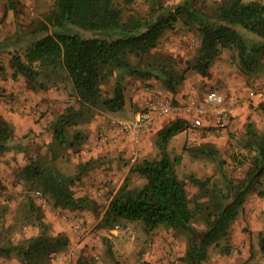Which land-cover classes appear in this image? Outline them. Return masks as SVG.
I'll use <instances>...</instances> for the list:
<instances>
[{"label":"trees","instance_id":"16d2710c","mask_svg":"<svg viewBox=\"0 0 264 264\" xmlns=\"http://www.w3.org/2000/svg\"><path fill=\"white\" fill-rule=\"evenodd\" d=\"M133 1L53 0L51 7L36 19L35 26L24 33L30 36V42L23 53L16 46L6 49L7 40L0 42V52L8 50V67L13 77L21 75L42 88L66 81L74 103L54 117L51 145L60 147L68 143L76 148L86 133L84 125L96 113L122 110L128 76L157 79L167 91L175 93L186 72L207 75L223 49L231 50V60L241 73L264 75V3L260 0H220L209 12L191 0L171 6L156 0L146 17L128 12ZM5 4L6 8H15L16 0H6ZM177 21L192 29L199 41L182 69L175 55L159 48L165 31ZM74 26L93 35L71 32ZM0 70L3 71L2 66ZM258 106L264 111V101ZM188 126L187 119L176 116L157 130L155 155L130 165L97 226L112 228L122 221H134L146 233L161 226L177 229L186 234L187 246L181 260L185 264H206L208 247L228 236L248 194L257 189L264 194L259 189L264 185V131H259L252 121L246 124L244 137L239 141L248 152L245 175L239 179L224 176L220 181L193 172L186 178L180 177L177 166L182 157L171 156L168 144ZM12 133L9 122L0 118V150ZM189 151L193 156L209 157L217 152L209 144L190 146ZM133 173L144 177L145 182L131 184L129 175ZM21 175L31 187H39L48 194L54 206L80 210L96 205L93 198L77 196L66 176L51 167L28 162L21 167ZM188 184L195 187L193 193ZM26 198L27 211L31 212L38 233L12 243L0 232V256L15 253L22 264H49L53 254L68 245L69 237L62 231L50 233L39 208L28 194ZM197 220L204 224L202 230L195 229L193 224ZM258 248L264 255V231L259 233Z\"/></svg>","mask_w":264,"mask_h":264},{"label":"rangeland","instance_id":"374dc122","mask_svg":"<svg viewBox=\"0 0 264 264\" xmlns=\"http://www.w3.org/2000/svg\"><path fill=\"white\" fill-rule=\"evenodd\" d=\"M155 1L134 0L129 5L128 12L138 13L146 17L150 11V6ZM157 1L162 5L171 6L185 0ZM191 1L202 10L209 12L220 0ZM260 1L264 3V0ZM16 2H18L16 6L20 3L19 10H16V23L12 28L13 33L8 39L9 44L6 49H13L16 46L18 51L23 53L30 42V36H26L24 33L35 26L36 19L40 18L51 7L53 0H24V2L16 0ZM5 30H8V28ZM71 32H79L83 36L93 35V33L75 26L71 28ZM18 40L19 42H17ZM198 44L196 33L177 21L170 29L165 31L159 48L175 55L182 69L185 60L191 58ZM7 51L0 53V62L2 60L8 62L7 57L9 54ZM0 66H3V64H0ZM6 70V72L0 71V75L6 76L5 79L9 81L11 76L8 73L11 70L9 67H6ZM207 74L208 78L213 79V82H207L194 71L186 72L184 80L178 87V90L182 89L183 100L179 101L171 98L173 103L184 102L187 98L186 95L191 90H193L191 94L200 100L208 89L215 88L224 95L225 101H235L238 98L242 101L243 97H246V102L244 104L240 103L246 107L245 115L232 114V122H229L220 132L208 131L201 127H188L186 131L178 132L170 139L168 150L171 156L180 154L182 157L181 163L177 166L180 177L186 178L189 173L193 172L199 176L211 175L214 179L220 181L223 180L224 176L239 179L245 175L249 165L248 152L239 144L240 139L244 137L246 124L252 121L259 131H264V111L259 108V102L254 101V97L250 94V91L256 87L260 90L264 86V81L259 85L257 81L255 82L259 76L241 73L237 64L231 60L230 49L222 50L211 64ZM126 79V95H128L130 87L138 84L144 89L148 86L155 89V85L149 81L150 79L144 80L135 76H128ZM65 82H52L46 87L48 91L50 89L49 96L51 99L62 105L73 100ZM158 82L160 87L165 89L159 80ZM29 84L35 86L32 82ZM35 87L39 88V86ZM108 87L109 85L105 88L106 92H108ZM155 91L161 96L156 89ZM58 92L65 97L62 98L63 100L54 96V93L58 94ZM262 93L264 95V92ZM16 97L0 88V102H5V104L14 102ZM27 99L31 98L26 96L25 100ZM32 103L34 106L36 105V102ZM56 109L58 111L62 110L59 106H56ZM42 113L44 111H41L39 115H42ZM55 113L57 112H53V114ZM35 114L37 115V113ZM110 114L124 119H131L132 113L129 110L128 97L126 96V104L122 110ZM95 115L83 128L84 132L89 134L90 137L94 135L96 139V143L93 144L90 141L86 145L88 150L92 149L94 145L96 148L105 146L99 142L98 132L108 125L112 119V117H104V114ZM51 129V126H44L40 133L43 134L44 141L35 139V135L31 134V130H29L28 138L25 137L26 142L23 141L28 146L24 153V160L36 161L41 167H51L65 175L67 183L73 191L74 188H79L80 185H83L81 188H84V182L81 180L84 177L81 175L83 169L74 164L77 156L82 153L76 154L75 152L79 150H70L68 143H65L66 145L62 143L60 147L55 145L54 148L49 140L52 135ZM154 137V134L148 135L138 153L134 150L129 154L124 151H110L109 154L100 153L96 156L93 152L90 153L92 159H88L87 163L91 162L89 165L97 164L96 167L94 165L92 173L88 172L85 175L88 178V188L93 195L92 197H98V199L93 198L96 201L94 207L71 210L54 206L48 194L39 187H31L30 182L22 177L21 167L19 170L12 172L13 176L9 184L6 185L0 178V195H7V197L12 195L8 203H4L0 199V232L3 237L9 242L17 243L22 241L24 237L38 233L37 226L31 220V212L27 211L25 201H27L26 195L28 194L35 206L39 208V213L47 224L48 231L52 234L62 231L69 237L68 245L53 254L49 264H185L181 260V256L185 252L187 243L186 234L182 231L161 226L151 233H146L141 224L134 221H122L112 228L97 226L112 193L120 185L123 178L127 176L130 165L138 159L155 155ZM45 140L50 141L48 147H43V144H46ZM200 144L212 145L217 152L211 157L206 155L193 156L192 152L189 151V147ZM59 154H64V157L68 155L67 159H60L62 156L59 157ZM71 154L75 160L69 157ZM93 157L96 158L93 159ZM0 166L3 167L2 159H0ZM129 178L133 185H140L145 182L144 177L137 173L129 175ZM262 182H264V176ZM187 183H189L188 180ZM187 188L190 193L196 190L191 184H188ZM259 189L264 190V185L261 184ZM36 191H39V194ZM3 205H7L6 208ZM193 225L196 230L204 228V224L200 220L195 221ZM262 231H264V194L259 193L257 189L250 192L246 197L241 210L231 225L228 236L220 239L217 244H211L208 247L206 264H264V255L261 254L258 248V237ZM108 247L110 252L107 249ZM13 259L22 264L15 253L9 257L0 256V264H16L11 261Z\"/></svg>","mask_w":264,"mask_h":264},{"label":"crops","instance_id":"0c3cea01","mask_svg":"<svg viewBox=\"0 0 264 264\" xmlns=\"http://www.w3.org/2000/svg\"><path fill=\"white\" fill-rule=\"evenodd\" d=\"M24 2V0H19ZM6 0H0V42H3L5 40H7L6 42H8V39L12 36L13 30L12 28L15 26V20L17 19L15 16L16 10L18 11L19 8L17 5L15 8H6ZM18 4V2H16ZM22 4V3H21ZM8 30H5L7 29ZM4 42V44L6 43ZM1 52H6V50L1 51ZM0 52V53H1ZM1 56V55H0ZM9 60V56L7 57V61ZM4 60H2L0 62V64H3V71L6 72V67L8 62H4ZM210 70V69H209ZM1 71V70H0ZM2 72V71H1ZM11 78L8 80H6V76H1L0 75V88H3L6 90V92H9L11 95H15V99L14 102H9L3 103L2 101L0 102V118L5 119L6 121L9 122V124L11 125L12 129H13V133L10 137V139L8 140L6 146L4 149L0 150V159H2V166H0V178L2 179V182H4L6 185L9 184L13 174V171H17V169L19 170L20 167L24 166L26 163L30 162L28 161V159L24 160V153L27 149V143H23L26 142V139L28 138L27 135L29 133V130H31V134L35 135V139L37 140H43V134H40L44 128L45 125H47V127L52 126L53 123V119L54 117H56V115L58 113H60L62 110L58 111L56 109V106H59L61 109H63L66 105L70 104V103H74V100L70 101V102H66L65 105L62 104H58V102L56 103L55 100L51 99L50 95V89L48 91V89L46 88H36L35 86H37L35 84V86H30V81H28L27 79H25L23 76L21 75H17L15 77H13L11 75V71L8 73ZM208 75V74H207ZM201 76L202 79L207 80V82H213L212 78H208V76ZM13 77V78H12ZM151 83H153L155 85V89L161 94V97H167V98H174L177 100H183V93L182 89L178 90L175 93H171L170 91H167L166 89H162V87H160V84L158 82V80L156 79H150L149 80ZM258 82L259 85L262 84L261 82L264 81V75L261 77L259 76L258 80H255V82ZM34 84V83H33ZM38 87V86H37ZM250 87V86H249ZM255 88V87H254ZM193 90H191L190 93H192ZM252 97H254V101H264V95H262V91L258 90V87H256L254 90L250 91ZM205 95V94H204ZM26 96L30 97L31 99H26ZM54 96H56V98L62 99L64 96L58 92L54 93ZM129 99V110L132 113V117H134L136 111H138L139 109H141L144 105L145 100L147 99V97L149 96V93L146 89H144L140 84L138 85H134L133 87H130L128 90V95H126ZM195 96V95H194ZM67 97V96H66ZM187 97V95H186ZM204 97V96H203ZM201 97V98H203ZM25 98V99H24ZM65 98V97H64ZM63 100V99H62ZM239 100V102L236 104L235 101ZM67 101V99H66ZM235 101H225V105L230 107L232 109V114H240V116H244L245 114V105H243L246 102V97H243V100L241 101L240 98L235 99ZM32 102H36L35 106ZM52 103H54L52 105ZM240 103H243L242 105ZM126 104V103H125ZM55 109H52V108ZM125 107V106H124ZM37 111L35 113H37V115L34 113V111ZM57 110V111H55ZM43 112L42 115H39L40 112ZM53 112H57L55 114H53ZM118 112V111H117ZM116 113V112H114ZM102 115L104 114V117H119V116H115L113 114L110 113H105V112H98L96 113V115ZM95 115V116H96ZM36 116V117H35ZM178 115H176L175 113H166L164 115H162L161 117H156L154 118L149 125L147 126V128L145 129L140 142L138 143V146H136L134 143L130 142L129 140H127L126 138L123 139H118L117 141L113 142V143H103L105 146H99V148L94 145L92 149L88 150V148L86 147V145L91 141L96 143V139L95 136L93 135L92 137L89 136V134L84 133L82 136V138L80 140H78L77 144H76V148L77 150H79L78 152H75L76 154H80V152L82 154H80V156H77V160L75 161L74 164H76L77 167L82 168L83 170V175L84 177L81 178V180H83L84 182V188L83 185H80L79 188H74L75 194L77 196H88L90 198H97L95 195V197H92V193L89 190V183L87 182L86 175L85 173L88 172H93L94 169V165L96 167V164H92L89 165L91 162H89V164L86 162L88 159H92V157H90V153L93 152V154L96 156L100 153L103 154H109L108 152H114V151H124L125 153L129 154L131 152H133V150L138 153V150L140 151L142 148V145L144 144L145 139L147 138L148 135H152L156 134L157 130L168 120L176 117ZM122 118V117H120ZM124 119V118H123ZM130 119V118H128ZM107 120V119H106ZM229 119L226 123V125L229 122H232V120ZM52 131V129H51ZM183 131H186L183 130ZM182 132V131H181ZM53 134V133H52ZM26 137V139H25ZM49 140H52V135L49 138ZM49 141V142H50ZM48 141L45 140L46 144H43V147H48L50 145ZM49 143V144H48ZM52 146L55 148V144ZM57 146V145H56ZM73 147H70V150L72 151H76ZM55 150V149H53ZM39 152V151H38ZM98 152V153H97ZM62 158L60 159H67L68 155L64 154H59ZM69 157L73 158V155L71 154ZM96 157H93V159ZM75 160V158H73ZM17 160V161H16ZM17 163V164H16ZM6 164V165H5ZM5 165V166H4ZM89 165V166H88ZM2 168V169H1ZM21 170V169H20ZM97 178V177H96ZM105 179V178H104ZM98 180V179H97ZM101 190V189H100ZM90 194V195H89ZM2 195V196H1ZM0 195V199L4 202V203H8L10 201V197H12V195H10V197H7V195ZM12 262L14 261L16 264H19L16 260H11Z\"/></svg>","mask_w":264,"mask_h":264},{"label":"built area","instance_id":"2783aa9c","mask_svg":"<svg viewBox=\"0 0 264 264\" xmlns=\"http://www.w3.org/2000/svg\"><path fill=\"white\" fill-rule=\"evenodd\" d=\"M149 96L141 109L136 111L131 119L114 117L98 132L101 143H113L118 139L126 138L137 145L149 125L156 117L166 113H175L188 120V127H201L208 131L220 132L232 116V109L225 105L224 95L215 88L205 92L202 99L191 93L182 103H173L171 99L161 97L154 88L146 87ZM260 91L264 92V86ZM251 94V93H250ZM239 100L235 101L236 104ZM39 194V191H36Z\"/></svg>","mask_w":264,"mask_h":264}]
</instances>
